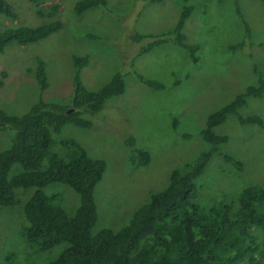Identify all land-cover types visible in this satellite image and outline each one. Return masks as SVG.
I'll list each match as a JSON object with an SVG mask.
<instances>
[{
    "label": "rangeland",
    "instance_id": "1",
    "mask_svg": "<svg viewBox=\"0 0 264 264\" xmlns=\"http://www.w3.org/2000/svg\"><path fill=\"white\" fill-rule=\"evenodd\" d=\"M5 1L17 19L0 15V31L56 22L63 28L37 43H12L0 54L1 110L23 115L39 98L45 103L70 104L75 98L77 57L89 58V65L81 71L82 84L89 93L100 91L115 75L123 76L124 94L107 102L92 118L91 129L68 126L55 137L58 141L73 138L90 157L107 163L95 194L98 221L94 235L125 226L149 202L151 193L167 187L172 170L192 162L207 149L201 131L208 117L264 80L262 0H105L106 7L88 9L81 16L75 9L84 0H58L59 12L44 18L37 15L38 6L29 0ZM52 5L47 2L41 8L48 13ZM186 5L193 12L183 33L187 44L199 46L197 64L189 51L173 43L174 36L169 37ZM163 39L166 41L139 55ZM239 45L244 48L235 49ZM39 60L46 64L50 83L41 96L36 79ZM152 82L164 89L152 88ZM239 113L264 120V97L248 98ZM216 133L229 136L222 151L241 161L243 167L238 171L215 155L197 180L201 206L223 196L235 201L251 185L264 188V127L242 126L230 115ZM131 139L138 149L151 154L148 166L130 162L127 141ZM10 145L11 131H0V152ZM34 192L26 193L31 197ZM45 192L61 194L65 211L70 216L76 214L80 197L73 189L52 184ZM22 206L23 201L0 208V264H48L64 246L47 252L31 249L22 235L26 224Z\"/></svg>",
    "mask_w": 264,
    "mask_h": 264
},
{
    "label": "trees",
    "instance_id": "2",
    "mask_svg": "<svg viewBox=\"0 0 264 264\" xmlns=\"http://www.w3.org/2000/svg\"><path fill=\"white\" fill-rule=\"evenodd\" d=\"M38 6L40 18L54 16L60 10L58 0H29ZM157 3L163 0H140ZM264 3V0H262ZM51 2L46 13L41 6ZM106 7L105 0H84L76 13ZM193 8L184 6L175 29L173 43L190 52L193 63L199 59L198 45L186 43L183 33ZM0 15L16 20L17 15L5 0H0ZM247 29H250L245 22ZM63 28L61 22L36 28L21 27L0 31V54L12 43H37ZM166 41L150 44L144 55ZM244 48L239 45L235 49ZM89 65L87 56L75 58V98L70 104L45 103L41 98L23 115L9 114L0 109V131H11V145L0 152V208L21 203L26 224L22 229L25 243L40 252L64 246L60 255L48 264H264V188L247 187L234 201L223 196L209 206L198 204V178L203 175L215 155L238 171L243 163L222 151L229 136L218 135L217 128L235 115L242 126L264 127V120L253 115L243 117L239 111L248 98L264 97V80L249 86L232 102L212 113L201 131L208 146L190 163L177 167L168 176V185L153 192L149 202L136 211L120 230L92 231L98 221L96 189L103 181L107 163L90 157L86 149L73 138L56 140L68 126L89 130L92 118L100 114L109 100L125 92L123 76L117 74L104 88L89 93L81 81V71ZM36 79L41 93L50 87L46 64L38 61ZM156 90L164 86L152 82ZM187 139L190 136H185ZM130 162L139 166L151 163V154L138 149L133 139L127 141ZM13 173V175H12ZM52 184L73 189L80 197L75 215L62 206V195L45 192ZM35 189L30 197L27 191ZM22 191L19 192L18 191ZM22 199V200H21Z\"/></svg>",
    "mask_w": 264,
    "mask_h": 264
}]
</instances>
